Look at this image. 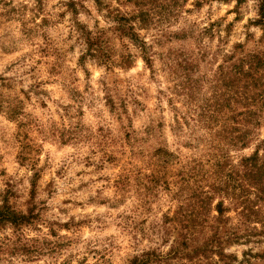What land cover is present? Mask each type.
Segmentation results:
<instances>
[{
    "label": "rangeland",
    "instance_id": "obj_1",
    "mask_svg": "<svg viewBox=\"0 0 264 264\" xmlns=\"http://www.w3.org/2000/svg\"><path fill=\"white\" fill-rule=\"evenodd\" d=\"M194 3L139 31L148 43L159 39L146 66L126 39L111 40L109 65L80 59L79 27L108 33L107 8L128 10V2L0 0V264H127L168 250L175 231L163 233L164 216L187 194L178 175L199 180L211 152L207 132L188 116L209 86L185 100L174 90L185 70L170 63L199 46L205 58L189 74L209 80L234 44L236 53L264 50L252 1ZM182 28L191 37L172 36ZM251 135L246 147L228 148L233 159L264 139V114ZM250 245L226 251L237 259L248 248L263 252L264 243ZM248 258L264 264V256Z\"/></svg>",
    "mask_w": 264,
    "mask_h": 264
},
{
    "label": "trees",
    "instance_id": "obj_2",
    "mask_svg": "<svg viewBox=\"0 0 264 264\" xmlns=\"http://www.w3.org/2000/svg\"><path fill=\"white\" fill-rule=\"evenodd\" d=\"M123 1L131 4L130 9L107 8V18L112 24L108 33H93L79 27L84 46L80 59L93 57L109 65L112 63L109 55L111 40L126 39L149 66L151 44L159 39L153 38L156 40L148 43L139 31L146 32L163 23L168 24L187 0ZM220 1H234L237 6L247 0ZM250 1L255 6V18L251 23L264 34V0ZM194 4L197 5L198 0ZM189 31L182 28L172 36L191 37ZM238 47V43L232 46L223 59L225 63L228 61L226 65L219 66L209 80L204 77L192 79L189 74L205 58L199 46L194 55L177 52L170 63L171 69L180 66L185 70L181 79L184 81L174 86L175 93L183 94L185 100L193 99L202 84L209 86V95L201 98L197 107L189 108L192 111H188V116L194 126L207 132L211 152L206 160L207 169L199 174V180H194L195 172L178 175L177 180L187 187V194L173 215L164 216L163 233L175 231L168 250L163 255L154 251L140 252L127 264H176L179 259L185 261L181 264H252L248 257L263 258L264 248L263 252L255 254L248 248L241 259L226 251V247L232 244L251 246L264 243V139L259 140L247 156L233 159L228 153V148L242 149L249 144L251 133L264 114V50L241 54L235 52ZM130 57L128 52L120 53L119 65H127ZM175 121L178 123L177 119ZM191 179L193 187L190 186ZM8 215L7 222L15 223L16 215Z\"/></svg>",
    "mask_w": 264,
    "mask_h": 264
}]
</instances>
